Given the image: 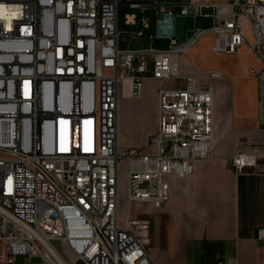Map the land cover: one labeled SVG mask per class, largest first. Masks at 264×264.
Returning a JSON list of instances; mask_svg holds the SVG:
<instances>
[{"label": "built area", "instance_id": "1", "mask_svg": "<svg viewBox=\"0 0 264 264\" xmlns=\"http://www.w3.org/2000/svg\"><path fill=\"white\" fill-rule=\"evenodd\" d=\"M123 1L0 0V264H158L150 220L120 214L119 164H128V203L160 208L169 179L191 177L211 156V82L225 76L208 70L202 86L182 70L205 33L214 53L245 45L257 57L255 121L264 131V0H130L138 14L120 30ZM176 15L211 26L178 40ZM137 38L167 46L129 47ZM146 78L174 83L158 90V128L146 145L119 148V96L139 97ZM256 144L235 141V173L257 166L261 155L247 149Z\"/></svg>", "mask_w": 264, "mask_h": 264}, {"label": "crops", "instance_id": "2", "mask_svg": "<svg viewBox=\"0 0 264 264\" xmlns=\"http://www.w3.org/2000/svg\"><path fill=\"white\" fill-rule=\"evenodd\" d=\"M198 71L194 67L190 74L196 75ZM211 83L215 140L211 156L194 165L191 177L169 179V200L162 207L143 206L142 214L151 220L155 218L158 224L156 231L152 224L148 246L158 264H168L162 255L165 249L158 227L162 219H169L174 225V235L182 248L193 249L188 264H222L221 260L234 259L237 264H264V239H256V230L264 227V131L258 129L255 121L256 84L254 81L255 101L248 123L242 112L240 87L226 78L213 79ZM162 86L173 87L174 83L146 78L139 97L120 94L119 148L145 145L156 132L158 90ZM239 135L257 143L247 149L261 155L257 166L243 173H235L228 163L231 155L220 150L225 142L239 140ZM127 167L122 160L119 182L121 168L126 176Z\"/></svg>", "mask_w": 264, "mask_h": 264}, {"label": "rangeland", "instance_id": "3", "mask_svg": "<svg viewBox=\"0 0 264 264\" xmlns=\"http://www.w3.org/2000/svg\"><path fill=\"white\" fill-rule=\"evenodd\" d=\"M132 1L125 0L119 3L118 6V24L120 30H126L128 28L125 24V17L128 13L138 14V9H132L129 11V5ZM175 11L174 14H176ZM147 19L149 21L153 20L152 11H149L147 14ZM211 26V19L191 16H175V31L176 38L178 40L185 39L190 31L195 27H204L208 28ZM148 32H152V28ZM246 33V30H245ZM155 48H165L167 42L165 41H150L147 38H137L133 39L129 47L131 48H145L149 46ZM214 45V34L212 32L205 33L199 41L194 45V47L185 55V59L189 62L186 66L182 67L183 72L186 75L190 74L192 68H196L198 73L196 76L199 77L198 83L202 86L208 83V79L205 78L208 74V70H219L233 85H238L240 87V101L242 104V112L246 117L251 115L252 106L255 101V85L254 79L252 77V69H255L259 66V61L257 57L247 49L245 45L241 46L236 52L231 54L226 53H214L212 47ZM173 82V81H172ZM246 122H251V119L246 120ZM157 128H158V111H157ZM239 141H252L247 140L246 135L237 136ZM148 143V141H147ZM146 143V144H147ZM215 143V142H214ZM220 143L217 142V145ZM145 144V145H146ZM143 146V145H141ZM214 149H212L213 152ZM222 153H227L232 155L235 151L234 140L231 142H225V144L220 148ZM211 152V154H212ZM229 163V162H228ZM230 167V166H229ZM124 169L121 168V176L119 182V207L120 214L125 215L129 214L134 218H147L150 220V237L152 233V224L154 225L155 231L157 230V221L146 215L142 214L143 206L145 203H128L126 198V176L124 175ZM149 205V204H148ZM149 207H151L149 205ZM160 212V209H157V213ZM160 225V232L162 233V240L164 249L162 255L164 260L168 264H188L193 254V249L188 247L182 248L180 242L174 235V225L170 222L169 219H162ZM18 261L21 262V258L18 257ZM39 258L33 257L30 259L31 263H38ZM226 261L221 260L222 264H225Z\"/></svg>", "mask_w": 264, "mask_h": 264}, {"label": "bare ground", "instance_id": "4", "mask_svg": "<svg viewBox=\"0 0 264 264\" xmlns=\"http://www.w3.org/2000/svg\"><path fill=\"white\" fill-rule=\"evenodd\" d=\"M255 22H262V14H255ZM213 147H214V144H213Z\"/></svg>", "mask_w": 264, "mask_h": 264}]
</instances>
